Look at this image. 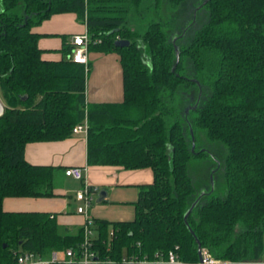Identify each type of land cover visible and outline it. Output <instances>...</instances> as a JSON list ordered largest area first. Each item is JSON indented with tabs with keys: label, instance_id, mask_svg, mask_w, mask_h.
Listing matches in <instances>:
<instances>
[{
	"label": "trees",
	"instance_id": "obj_1",
	"mask_svg": "<svg viewBox=\"0 0 264 264\" xmlns=\"http://www.w3.org/2000/svg\"><path fill=\"white\" fill-rule=\"evenodd\" d=\"M201 1L0 0V97L6 107L0 116V264L12 262L16 251L48 257L82 240V226L68 231L52 212L7 210L3 200L54 196L59 167L27 161L25 146L66 138L85 119L88 164L153 171L152 182L139 186L134 217L111 222L110 240L107 221H97L94 246L100 257H166L173 250L181 264H195L197 244L183 214L201 189H210L214 169L223 173V191L213 189L198 200L187 216L189 226L218 264L260 260L264 0H207L191 22ZM61 11H74L85 22L89 50L119 54L122 101L86 103L90 62L70 58L73 44L67 38L61 59L41 57L39 33L31 27ZM177 34L180 53L172 70ZM117 38L129 44L115 45ZM199 86L196 106L185 113ZM190 128L194 138L203 128L220 145L211 148L215 160L197 183L189 163L210 151L191 148Z\"/></svg>",
	"mask_w": 264,
	"mask_h": 264
},
{
	"label": "crops",
	"instance_id": "obj_2",
	"mask_svg": "<svg viewBox=\"0 0 264 264\" xmlns=\"http://www.w3.org/2000/svg\"><path fill=\"white\" fill-rule=\"evenodd\" d=\"M85 29V22L80 20L74 11L52 13L31 27L32 31L39 33L37 44L42 49L41 57L48 60L61 59L63 39L70 41L73 33ZM88 59L90 66L86 79V103L122 101L123 75L119 54L92 48L88 51ZM25 158L31 163L59 167L56 175V194L48 197H6L3 207L7 210L52 212L65 230L74 231L79 226L83 227L85 219L84 215L76 210L80 201L76 199L75 191L85 184L102 187L100 189L106 190V196L101 201L95 200V203L93 196L87 211L93 219V240L100 232L97 221H107L105 238L110 240L112 221L132 219L135 211L133 201L137 199L139 186L153 180V171L148 166L125 168L118 164H88L85 132H73L63 139L28 142L25 146ZM69 166L84 167L83 178L76 179L64 175V168ZM99 190L94 192L96 198Z\"/></svg>",
	"mask_w": 264,
	"mask_h": 264
},
{
	"label": "built area",
	"instance_id": "obj_3",
	"mask_svg": "<svg viewBox=\"0 0 264 264\" xmlns=\"http://www.w3.org/2000/svg\"><path fill=\"white\" fill-rule=\"evenodd\" d=\"M98 40V39H97ZM91 41L87 28L81 32H75L70 37L73 44L70 58L75 62L87 64L89 42ZM99 41V40H98ZM87 120L77 123L73 126V132H87ZM83 168L81 166H69L64 168L67 176L81 179L83 178ZM96 189L90 190L88 185L75 191V197L79 202L76 207L77 212L84 215L83 237L75 247H66L64 249H54L48 257H43L38 253L28 250L16 251L14 260L8 264H52L54 262L72 263V264H181L183 263L176 255L175 251L170 250L166 257L137 256L135 254L121 255L118 258L99 256V251L94 246V240L91 237L93 221L88 214V207L91 203L93 193ZM220 260L213 257L210 252L202 248V260H197L195 264H218ZM264 263V262H262Z\"/></svg>",
	"mask_w": 264,
	"mask_h": 264
},
{
	"label": "rangeland",
	"instance_id": "obj_4",
	"mask_svg": "<svg viewBox=\"0 0 264 264\" xmlns=\"http://www.w3.org/2000/svg\"><path fill=\"white\" fill-rule=\"evenodd\" d=\"M194 142H195L196 148H199L200 146H202V148H207L210 151L209 155H204V156H202L200 158L192 159L190 161V163H189L190 172L192 174L193 180H194V182L197 183V182L200 181L201 174L204 175L205 168H207L206 165L212 164L213 160H215V155L214 154L211 155L213 153V149H211V148L212 147H217V146H220V145L218 143H216V141H212L211 139H209L207 137L205 129H203V128L197 129L195 131ZM208 167H210V166L208 165ZM211 173H210V175H211ZM210 175H209V181H210V184H211ZM212 179H213L214 190H216L218 192H222L223 191V187H224L222 171L221 170H216L214 172V174H212ZM93 196H94L93 202L95 203L96 194L94 193ZM259 262L260 263L264 262V250H263V252L261 254V260L254 261V262H249V263L250 264H260Z\"/></svg>",
	"mask_w": 264,
	"mask_h": 264
},
{
	"label": "water",
	"instance_id": "obj_5",
	"mask_svg": "<svg viewBox=\"0 0 264 264\" xmlns=\"http://www.w3.org/2000/svg\"><path fill=\"white\" fill-rule=\"evenodd\" d=\"M207 0H202L201 3L197 4L195 9H194V12H193V18H192V21L193 22L195 20V16H196V12L197 10L206 2ZM187 27H185L182 31V33L185 31ZM178 37V34L177 35H174L173 38H172V41L174 43V49H175V63L174 65L172 66V70H174L175 68V65H176V62L178 61L179 59V47L178 45L176 44L175 40L177 39ZM115 45H118V46H123V45H128L129 44V39L127 38H117L115 39L114 41ZM200 93H201V89H200V86H199V90H198V95H197V99H196V102L187 107L185 109V113L189 110V108H194L198 102V99L200 97ZM5 103L3 102V100L1 99L0 97V116L4 113L5 111ZM190 132H191V139H192V145H191V148L193 149L194 148V137H193V134H192V129L190 128ZM214 169L211 170V172L213 173ZM212 173L210 175L211 177V184H210V189L207 190V189H201L197 196L194 198V200L191 202V204L189 205V207L185 210L184 214H183V219L189 229V231L192 233V235L194 236V239L196 241V244H197V253H198V260L201 261L202 260V246H201V243L199 241V239L197 238V236L195 235L194 231L192 230V228L189 226L188 222H187V216L188 214L190 213V211L192 210V208L195 206V204L198 202V200L205 194H207L208 192L212 191L214 189V186H213V179H212ZM106 196V190L105 189H100L98 191V195H97V198H96V201H101L103 199V197Z\"/></svg>",
	"mask_w": 264,
	"mask_h": 264
}]
</instances>
